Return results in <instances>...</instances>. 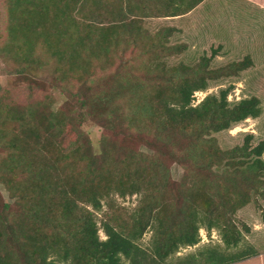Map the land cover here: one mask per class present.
<instances>
[{"label": "trees", "instance_id": "trees-1", "mask_svg": "<svg viewBox=\"0 0 264 264\" xmlns=\"http://www.w3.org/2000/svg\"><path fill=\"white\" fill-rule=\"evenodd\" d=\"M232 1L248 20H234L235 45L251 51L212 68L216 50L169 66L186 50L170 44L176 28L150 33L143 22L191 17L201 5L224 11V0H0V58L11 72L0 88V264H169L201 229L222 246L176 264L264 253L260 241L239 248L249 225L236 220L264 201V141L252 146L249 133L223 149L216 138L260 117V101L230 103L225 88L194 104L211 82L264 72V0ZM49 65L47 84L39 72ZM58 87L66 99L55 107ZM88 128L100 131L96 147Z\"/></svg>", "mask_w": 264, "mask_h": 264}, {"label": "rangeland", "instance_id": "rangeland-1", "mask_svg": "<svg viewBox=\"0 0 264 264\" xmlns=\"http://www.w3.org/2000/svg\"><path fill=\"white\" fill-rule=\"evenodd\" d=\"M228 2L226 9L220 10L214 6H202L198 9L197 13L191 17L188 15L177 18L166 19H144L143 28L150 33L156 32L160 27L173 26L177 32L173 34L170 39V44H185L186 50L179 56H175L167 59L169 66L175 65L181 61L187 65H193L198 59L205 55L210 56L213 52H216L212 59L210 67L217 68L230 63L235 60L234 57L247 56V52L250 48L244 46V41L241 46L235 45L236 34L238 32V25L234 20L239 18V22L242 26L248 23L245 16L241 13L246 12L239 4H235L232 0H224ZM254 10V9H253ZM247 13V12H246ZM224 22V23H223ZM220 27L224 32L218 33L217 28ZM211 38H214L211 40ZM241 42V41H240ZM216 50V51H215ZM251 51V49L249 50ZM249 56L251 53L248 54ZM254 59V64H256ZM262 64V63H258ZM10 64L3 61L0 58V88L7 84L10 79ZM49 65L46 68H41L39 72L41 80L49 84L51 80V71L48 70ZM251 68L246 73L240 74L235 78H227L219 81L211 82L208 90L204 93L198 92L194 94L195 102L197 104L207 94H218V92L225 88H231L227 100L230 103H235L243 98L255 96L260 101L261 115L257 119H247L238 125L232 127L229 131H225L216 135L218 143L223 149H230L234 146L241 145L243 143L246 134H253L252 146L256 145L259 141H264V72H260L258 69ZM65 85L67 83H64ZM53 92L55 98V107L59 106L65 99L66 95L58 88ZM91 139L94 146H97V140L100 135V131L97 128H88ZM264 159V153H263ZM171 174L174 180H178L181 175V169L174 165L171 169ZM0 191L3 196L6 197V192L0 187ZM125 207L132 210L137 200L135 197L127 198L123 203ZM257 206L251 203L244 208L242 214L236 215L238 222H243L249 225V232H243V239L239 245V248H243L247 245H252L254 242L264 243V201L258 199ZM103 237V234L100 233ZM151 232H147L142 239V246L149 243ZM199 244L194 247H188L180 249L179 252L170 258L169 264H176L179 258L188 256L200 250L206 245L222 246L220 236L217 231H212L208 236L204 229L199 231ZM264 255V253L262 254Z\"/></svg>", "mask_w": 264, "mask_h": 264}, {"label": "crops", "instance_id": "crops-1", "mask_svg": "<svg viewBox=\"0 0 264 264\" xmlns=\"http://www.w3.org/2000/svg\"><path fill=\"white\" fill-rule=\"evenodd\" d=\"M261 7H263V5ZM234 264H264V255L259 254L257 256H253L251 258H248L246 260H243V261H240Z\"/></svg>", "mask_w": 264, "mask_h": 264}]
</instances>
